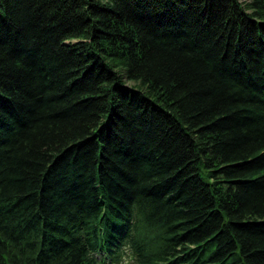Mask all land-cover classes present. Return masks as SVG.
Listing matches in <instances>:
<instances>
[{
  "label": "trees",
  "instance_id": "trees-1",
  "mask_svg": "<svg viewBox=\"0 0 264 264\" xmlns=\"http://www.w3.org/2000/svg\"><path fill=\"white\" fill-rule=\"evenodd\" d=\"M0 264H264V0H0Z\"/></svg>",
  "mask_w": 264,
  "mask_h": 264
},
{
  "label": "rangeland",
  "instance_id": "rangeland-1",
  "mask_svg": "<svg viewBox=\"0 0 264 264\" xmlns=\"http://www.w3.org/2000/svg\"><path fill=\"white\" fill-rule=\"evenodd\" d=\"M241 2H248L249 0H240ZM130 84L132 85V82H130Z\"/></svg>",
  "mask_w": 264,
  "mask_h": 264
}]
</instances>
